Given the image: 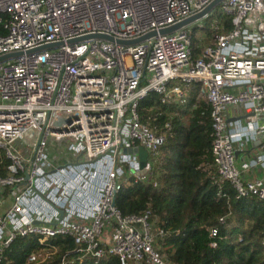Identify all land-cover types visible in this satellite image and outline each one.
<instances>
[{"label":"built area","instance_id":"2783aa9c","mask_svg":"<svg viewBox=\"0 0 264 264\" xmlns=\"http://www.w3.org/2000/svg\"><path fill=\"white\" fill-rule=\"evenodd\" d=\"M212 1L0 0V57L17 54L0 60V149L9 160L0 168V203L10 199L0 212V264L16 237L31 234L41 242L70 236L96 259L175 264L155 245L153 231L158 241L168 231L154 227L149 210L123 214L116 206L122 188L154 180L171 129L140 120L150 93L172 103L195 91L207 102L219 174L238 197L264 200V0H221L172 32L117 42L174 25ZM226 17L232 28L214 31L194 56L193 27L204 37ZM95 34L113 40L83 38ZM70 138L67 157L48 155L53 140L61 149Z\"/></svg>","mask_w":264,"mask_h":264},{"label":"trees","instance_id":"16d2710c","mask_svg":"<svg viewBox=\"0 0 264 264\" xmlns=\"http://www.w3.org/2000/svg\"><path fill=\"white\" fill-rule=\"evenodd\" d=\"M232 28L229 17L206 35L192 29L193 54L212 33ZM140 120L151 128L171 123L154 166V180L125 186L116 196L123 214L150 211L154 227L168 234L159 239L175 264H264V200L238 197L232 184L221 177L212 154L210 108L192 91L186 101L164 103L156 93L141 100ZM9 160L0 149V168ZM157 185H154V183ZM216 228L217 234L211 235ZM215 244V245H213ZM36 256L34 261L30 260ZM64 258V259H63ZM1 264H121L105 254L96 259L80 250L70 236L40 241V236H18L6 248Z\"/></svg>","mask_w":264,"mask_h":264},{"label":"water","instance_id":"95a60500","mask_svg":"<svg viewBox=\"0 0 264 264\" xmlns=\"http://www.w3.org/2000/svg\"><path fill=\"white\" fill-rule=\"evenodd\" d=\"M221 0H213L202 12L198 13V14H195L193 16H190L186 19H184L183 21H180L174 25H171L169 27H166V28H163V29H160L159 31H152L150 33H147L146 35L142 36V37H139V38H136V39H132V40H118L117 42L121 43V44H133V43H137V42H140L142 40H144L145 38H148L150 36H153V35H156L157 33H161V34H164V33H169V32H172L182 26H185V25H188L190 23H193L194 21H196L197 19H199L204 13H206L207 11L211 10L214 6H216ZM92 36H98V37H105L107 39H110V40H113V38L111 36H107V35H104V34H95V35H89V36H85L83 38H88V37H92ZM79 39H82V38H79ZM55 44H49V45H45L43 46V48H48V47H51ZM11 55H17V54H9V55H4L2 57H0V60L4 59V58H7ZM146 151L144 150V148L140 149V158L144 164L145 160H146Z\"/></svg>","mask_w":264,"mask_h":264},{"label":"rangeland","instance_id":"374dc122","mask_svg":"<svg viewBox=\"0 0 264 264\" xmlns=\"http://www.w3.org/2000/svg\"><path fill=\"white\" fill-rule=\"evenodd\" d=\"M213 18L214 17H212L211 20H209V22L205 21V23L210 24L211 21H213ZM71 142H72V144H71ZM74 142H75V140L73 138H70L67 140V142H62L60 145L61 149H59V148H57V143L53 140L51 142L49 149H48V155H50V157L54 158L55 160H60L62 158H65L68 156L69 151L75 147ZM153 233L155 234V245L159 247L160 245L158 244V238L156 236V232L153 231ZM162 253L164 254V256H166V253L164 252V250H162Z\"/></svg>","mask_w":264,"mask_h":264},{"label":"crops","instance_id":"0c3cea01","mask_svg":"<svg viewBox=\"0 0 264 264\" xmlns=\"http://www.w3.org/2000/svg\"><path fill=\"white\" fill-rule=\"evenodd\" d=\"M259 175V171L257 172H250L248 173V177L251 178V177H254V176H257ZM10 204V199H6L3 203H0V212H2L7 206H9Z\"/></svg>","mask_w":264,"mask_h":264}]
</instances>
